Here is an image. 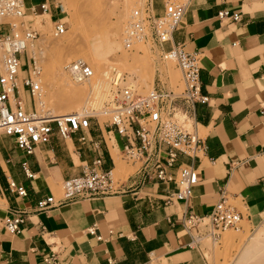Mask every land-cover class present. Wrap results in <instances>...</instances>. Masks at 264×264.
I'll list each match as a JSON object with an SVG mask.
<instances>
[{"label":"crops","instance_id":"obj_1","mask_svg":"<svg viewBox=\"0 0 264 264\" xmlns=\"http://www.w3.org/2000/svg\"><path fill=\"white\" fill-rule=\"evenodd\" d=\"M163 1L146 3L160 15ZM42 2L23 0L24 14ZM222 10L239 14V20H218ZM58 14L50 5L42 15L52 23ZM170 44H181L198 56L200 93L207 98L189 112L195 131L199 127L203 133L204 146L192 161L196 182L191 197L166 205L163 200L172 184L132 174L119 195L64 202L37 212V200L53 195L52 187L80 174L94 157L87 143L77 141L80 135L98 143L101 168L111 167L105 140L109 134L103 124L91 121L87 131L64 140L53 133L31 155L0 136V264H44L42 259L53 249L59 264H207L198 248L187 247L183 215L204 216L223 196L243 222L264 221V0H188ZM110 137L120 153L124 140L114 133ZM179 162L190 163L187 158ZM22 163L31 179L24 177ZM7 181L23 187L26 197L17 199ZM10 210L26 212L16 235L1 223ZM91 225L101 240L86 234Z\"/></svg>","mask_w":264,"mask_h":264},{"label":"built area","instance_id":"obj_2","mask_svg":"<svg viewBox=\"0 0 264 264\" xmlns=\"http://www.w3.org/2000/svg\"><path fill=\"white\" fill-rule=\"evenodd\" d=\"M50 2L60 15L58 0ZM50 5L43 0L38 6L30 7L28 12L32 16L37 12L46 15ZM187 5L188 0H165L160 15L153 14L146 2L139 8H132L121 39L123 51H129L136 42L148 40L152 52L161 61L173 63L179 73L180 88L167 90L165 83L158 81L157 86L140 95L133 75L110 67L106 72L110 98L102 103L100 109V114L106 118L101 124L107 133H114L124 140L120 157L126 165L137 166L133 174H138L145 181L173 185L164 197L166 205L186 202L191 197V188L196 182L192 161L204 152L202 139L189 115L195 104L207 103V98L200 93L199 58L185 52L181 44H170L171 35L181 25ZM24 16L23 0H0V136L10 138L24 155H31L36 148L46 144L53 133L62 140L67 139L76 132L87 131L90 122H96V118L89 109L54 116L41 104L40 70L33 56L27 53L37 34L31 29L2 21ZM217 18L237 22L239 14L222 10L217 13ZM51 24L54 37L61 36L66 30L60 19ZM166 44H169L167 49L164 48ZM21 55L24 56L26 76L19 82L17 73ZM62 71L75 84L87 83L93 77L91 67L81 60L68 62ZM22 89L29 96V105L23 101ZM263 109L260 108L261 111ZM77 141L90 146L94 152L91 162L83 167L80 174L61 181L58 198L49 195L37 200L34 211L46 212L64 202L106 198L126 190L124 183L132 174L125 179L114 177L111 160L110 168H101L103 156L98 152L97 142L84 135H80ZM179 158H187L190 163L183 164ZM22 171L25 178L33 177L25 163H22ZM7 188L17 199L26 197L25 189L11 181H7ZM25 217L23 210H10L1 222L2 227L10 235H16ZM241 222L240 214L220 196L208 214L197 216L189 212L182 216V228L189 238L187 247L198 248L204 238L216 244L224 231H240ZM85 232L95 240H101L94 225L86 228ZM42 262L59 264L58 253L50 250Z\"/></svg>","mask_w":264,"mask_h":264},{"label":"rangeland","instance_id":"obj_3","mask_svg":"<svg viewBox=\"0 0 264 264\" xmlns=\"http://www.w3.org/2000/svg\"><path fill=\"white\" fill-rule=\"evenodd\" d=\"M168 1L179 2L182 0ZM145 2L146 0H58L62 11L59 15L60 22L66 28L65 34L63 33L64 35L62 34L59 37L53 36V25L49 21L48 16L42 14L35 16L25 15L23 18L2 20L17 24L19 28H28L36 32L37 38L33 42V47L35 51V64L40 70L39 85L43 92L41 99L44 102V107L54 116H62L71 112L84 110L85 101L93 99L90 97L92 95L91 85L98 80L105 82L104 78L107 79V77L104 74L110 67H116L122 72L133 75L135 84L139 87V89L137 87V91L140 95L146 94L151 88L157 86L158 81L165 83L164 86L167 90L180 88L179 73L173 63L161 61L152 52L151 44L148 40L132 44L129 51H123L121 49L122 34L129 11L132 8L143 6ZM25 3H27V0H25ZM69 37L71 38L69 39ZM51 41L62 42L60 49L61 51H69L71 53L69 60L63 64L53 63L49 60L52 49L48 45L52 43ZM42 50L46 57L43 64H41L40 60ZM87 52L92 53L94 57L86 56ZM29 55H31V52H29ZM78 59L85 61L94 72V77L89 83H72L63 74V66L70 61ZM25 76L24 56L21 55L17 73L18 81L20 82ZM64 80L76 88L84 87L85 97L80 105L71 106L68 104H59V99L55 94L65 86ZM22 98L25 104L29 105V96L23 89ZM109 98L110 93L108 91L105 99L99 100V103L101 101L102 105ZM101 105L98 110L88 108L94 113L96 122L99 124L103 123L106 119L100 114ZM92 121L95 122V120ZM198 128H196V133L198 136H202L203 133ZM111 137L109 135L110 139L105 137V140L115 165V170L112 172V175L120 179H125L127 175L134 173L137 166H129L122 161L120 153H118L114 146V141ZM111 145L114 147L112 150L110 149ZM52 193L58 198L61 195L60 185L52 187ZM228 202L233 205L231 201ZM261 222L257 220H253L251 223L241 222L240 231H224L216 244L210 242L208 238H204L198 249L206 263L239 264L238 260L242 257L240 252L243 250L242 247L244 248L246 246L245 244L248 243L247 239L255 235L260 225H264V221ZM258 223L261 224L257 225ZM227 234L231 235V237L226 240Z\"/></svg>","mask_w":264,"mask_h":264},{"label":"bare ground","instance_id":"obj_4","mask_svg":"<svg viewBox=\"0 0 264 264\" xmlns=\"http://www.w3.org/2000/svg\"><path fill=\"white\" fill-rule=\"evenodd\" d=\"M70 38L71 37H69V39ZM45 42H48V41H45ZM45 42H43V43L45 44ZM61 43L62 42L54 41V42L50 43V45H48V47H50V49H52V52L49 55V60L53 63L57 62V63L63 64L65 61L69 60V58L71 57V53L69 51H63V50L61 51V49H60ZM29 52H31L30 56H33V58L35 60V51H34L33 46L31 48L27 49L28 55H29ZM40 54H41V57H40L41 64H43L45 59H46L43 50L41 51ZM86 56L94 57V55H92V53H90V52H87ZM78 60L83 61L82 59H78ZM83 62L85 64H87L85 61H83ZM104 75L107 77L106 73ZM93 77H94V72H93ZM91 79L87 83H89L91 81ZM39 81H40V78H39ZM104 81L105 82H100L98 80L93 85H91L92 95H90V97H92L93 99L85 101L84 107H83L84 109L90 108L92 110H94V109L98 110L100 108L101 101L99 103V100L105 99V96L107 95V92L109 91L107 79L104 78ZM70 84H68V82L65 81V86L59 92H56L55 95L59 99V104H68L71 106L80 105L81 102L84 100V97H85L84 87L76 88L75 86H73V85L71 86ZM83 84H86V83H83ZM138 89H139V87H138ZM97 100H98V102H97ZM39 101L44 106V102L41 98ZM36 105H38V102H36ZM229 237H231V235L227 234L226 240ZM247 240H248L247 241L248 243L245 244L246 246H244V248L242 247L243 250L240 249L242 257H240V259L238 260V263L239 264H264V225H262V226L260 225V227L256 230L255 235L252 237H249V239H247Z\"/></svg>","mask_w":264,"mask_h":264}]
</instances>
